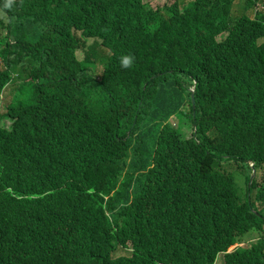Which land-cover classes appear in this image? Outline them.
Wrapping results in <instances>:
<instances>
[{"label": "trees", "instance_id": "1", "mask_svg": "<svg viewBox=\"0 0 264 264\" xmlns=\"http://www.w3.org/2000/svg\"><path fill=\"white\" fill-rule=\"evenodd\" d=\"M0 62V264H264V0H0Z\"/></svg>", "mask_w": 264, "mask_h": 264}, {"label": "rangeland", "instance_id": "2", "mask_svg": "<svg viewBox=\"0 0 264 264\" xmlns=\"http://www.w3.org/2000/svg\"><path fill=\"white\" fill-rule=\"evenodd\" d=\"M172 0H146V2L151 6L156 8L162 7L165 4H169L171 3ZM237 3H241V5L243 6V1H238ZM239 7H236L235 9H238ZM260 10H262V7L259 8ZM253 15V14H251ZM221 38V37H220ZM83 55V53H81V56ZM30 62V61H29ZM0 65L3 67V65L0 62ZM91 70V69H90ZM22 79L21 74H19V76L17 75V77H15L14 83L11 82V85L9 86V88H7V90L3 93V107L2 110H6V107L9 104H12V102L14 101L15 98H17L19 101L20 100H25L27 98L28 95V88L24 89L22 92L20 91L21 88V83L23 81H20ZM178 119L175 117H172L170 119V123L173 125H176ZM259 234L258 233H253L251 235H248L246 240L247 242L253 241L256 238H259ZM245 242V243H247ZM127 252H129L128 250H124V249H118V251L116 252L115 256H121V255H125ZM217 264H224L223 263V259H221L220 257L218 258V263Z\"/></svg>", "mask_w": 264, "mask_h": 264}, {"label": "clouds", "instance_id": "3", "mask_svg": "<svg viewBox=\"0 0 264 264\" xmlns=\"http://www.w3.org/2000/svg\"><path fill=\"white\" fill-rule=\"evenodd\" d=\"M23 0H21V3ZM15 3V0H5V7L11 8L13 4ZM135 61V57L131 54H124L119 57V63L120 66L124 69H129L133 66Z\"/></svg>", "mask_w": 264, "mask_h": 264}, {"label": "water", "instance_id": "4", "mask_svg": "<svg viewBox=\"0 0 264 264\" xmlns=\"http://www.w3.org/2000/svg\"><path fill=\"white\" fill-rule=\"evenodd\" d=\"M192 101L194 103V94H192ZM256 176V170L254 171V175H253V178Z\"/></svg>", "mask_w": 264, "mask_h": 264}]
</instances>
